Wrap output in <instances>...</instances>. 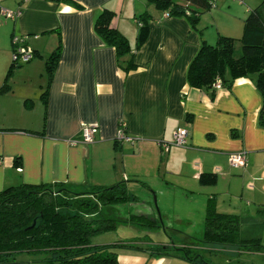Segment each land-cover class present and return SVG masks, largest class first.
<instances>
[{"label":"crops","instance_id":"0c3cea01","mask_svg":"<svg viewBox=\"0 0 264 264\" xmlns=\"http://www.w3.org/2000/svg\"><path fill=\"white\" fill-rule=\"evenodd\" d=\"M70 1L0 0V9L19 11L14 18L0 14V87L6 78L9 84L0 92V191L19 183L56 182L87 191L123 180L131 194L130 185L154 192L167 214L161 199L167 194H178L198 210L213 199L218 212L239 217L241 238H258L245 228L264 223V128L257 122L261 97L254 82L236 78L229 88H214L211 98L209 91L188 85L186 70L203 41L215 42L185 17H163L157 9L138 12L128 0ZM260 2L239 0L231 17L245 18ZM104 8L114 12L111 26L134 52L130 71L120 69L114 47L94 30ZM144 12L150 15L148 35L135 49V19ZM13 36L34 53L8 74ZM57 46L48 81L45 60ZM121 122L131 141L116 140ZM90 123L97 125L93 141L74 142L82 125ZM177 127L188 130L186 146L162 153L158 142L170 141ZM240 151L244 166H231L229 155ZM200 173L211 174L214 182L201 184ZM175 213L173 223L195 221ZM182 239L159 242L191 241L190 236ZM122 250L118 264H184L179 257L151 255L146 249Z\"/></svg>","mask_w":264,"mask_h":264},{"label":"trees","instance_id":"16d2710c","mask_svg":"<svg viewBox=\"0 0 264 264\" xmlns=\"http://www.w3.org/2000/svg\"><path fill=\"white\" fill-rule=\"evenodd\" d=\"M56 1L73 4L70 0ZM148 1L167 17L185 16L192 26H195L199 14L211 7V0ZM113 16L112 10L104 8L95 18L94 30L104 43L114 47L120 69L127 72L135 68L134 52L128 39L111 26ZM148 18L150 15L144 12L135 19L138 24L135 49L147 38ZM59 48L57 46L45 60L48 81L57 63ZM17 65L12 62L8 74ZM239 77L251 79L260 94L257 122L264 128V0L248 11L239 39L218 35L214 44L203 41L186 70L188 85L209 91L211 98L215 93L212 85L217 79L222 87L229 88ZM8 90L6 78L0 92ZM46 93L45 88L41 94L44 103ZM198 177L201 184L214 182L211 174L200 173ZM137 201L123 180L111 186L94 185L87 191H78L60 182L7 186L0 191V264L30 261L42 264H118L117 249L120 248L146 249L156 256H176L184 264H211L203 258L199 246H233L238 250L262 247L259 238H241L239 217L218 212L213 199H208L205 206L201 236H190V242L179 245L158 242L149 246L136 240L108 244L91 242L95 232L115 226V220L100 216L102 206ZM127 220L147 229L158 227L156 219L144 213L130 214Z\"/></svg>","mask_w":264,"mask_h":264},{"label":"rangeland","instance_id":"374dc122","mask_svg":"<svg viewBox=\"0 0 264 264\" xmlns=\"http://www.w3.org/2000/svg\"><path fill=\"white\" fill-rule=\"evenodd\" d=\"M128 1L134 3L139 10L138 12L147 10L150 13H154L156 11L154 5L148 0ZM237 2H239V0H215L214 6H211L208 10H204L199 14L194 28L197 26L212 42H215L217 32H227L231 34L229 35L230 37L239 39L242 33L244 16L235 15V17H231L234 11H236L235 8L238 7L236 4ZM163 17H167L166 13H163ZM179 17L183 18L185 16ZM239 47V43H237V48ZM148 180L154 182L152 177ZM128 187L132 194L138 198V201L132 204L118 203L102 206L100 216L115 220V226L106 231L95 232L90 239L93 244L136 240L138 243H145L144 246H149L157 244L159 241H162V239L167 242H170V240L176 242L177 239L183 240L182 238H186V236H193L196 238L201 236L205 209L202 208L200 211L198 210L199 207L193 206L191 202H183L178 194H167L162 196L161 199L166 203V208L169 209V215L161 208L162 204L157 203V196L154 192L143 188H139V191H136L137 189H133L131 185ZM143 199H146L149 204L141 202ZM175 212H178L183 218L195 220L194 223L183 224L174 222V224L171 222V216L172 214H177ZM140 213L155 218L158 222V227L147 229L128 222L127 219L130 214ZM162 220H164L165 228L162 227ZM171 224H173V226H171ZM245 228L247 233L256 234V236H258L262 247L258 250H256L255 247H249L248 249L244 248V250L239 251L233 246H201L199 251L203 258L211 264H264V223H249ZM121 251H123L121 248L117 249V252ZM175 264L183 263L177 260Z\"/></svg>","mask_w":264,"mask_h":264},{"label":"built area","instance_id":"2783aa9c","mask_svg":"<svg viewBox=\"0 0 264 264\" xmlns=\"http://www.w3.org/2000/svg\"><path fill=\"white\" fill-rule=\"evenodd\" d=\"M215 5V0H211V6ZM0 14L4 18H14L19 14V11H10L7 9H0ZM12 53H11V61L15 64H22L29 62L33 58V50L23 43L22 39L13 36L12 39ZM214 88L221 87V82L219 79H217L213 85ZM97 132V125L94 123L82 125L80 128V137L79 139L75 140L74 142H80V143H90L93 141L94 136ZM187 137H188V130L185 127H177L173 134L170 141H159V145L161 148V152L165 153L168 151L170 146H179L184 147L187 144ZM116 140L122 141L127 140L131 141L130 138H128L124 133V123H120L118 127V131L116 134ZM246 158L245 153L235 152L231 153L229 155V163L233 167H243L245 164Z\"/></svg>","mask_w":264,"mask_h":264},{"label":"water","instance_id":"95a60500","mask_svg":"<svg viewBox=\"0 0 264 264\" xmlns=\"http://www.w3.org/2000/svg\"><path fill=\"white\" fill-rule=\"evenodd\" d=\"M155 200V199H154Z\"/></svg>","mask_w":264,"mask_h":264}]
</instances>
